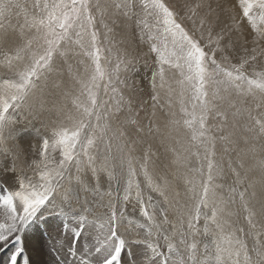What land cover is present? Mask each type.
<instances>
[{
	"label": "snow or ice",
	"instance_id": "snow-or-ice-1",
	"mask_svg": "<svg viewBox=\"0 0 264 264\" xmlns=\"http://www.w3.org/2000/svg\"><path fill=\"white\" fill-rule=\"evenodd\" d=\"M0 264H264V0H0Z\"/></svg>",
	"mask_w": 264,
	"mask_h": 264
},
{
	"label": "rangeland",
	"instance_id": "rangeland-1",
	"mask_svg": "<svg viewBox=\"0 0 264 264\" xmlns=\"http://www.w3.org/2000/svg\"><path fill=\"white\" fill-rule=\"evenodd\" d=\"M167 2L175 4V3H177V0H167ZM141 179H142V177H141Z\"/></svg>",
	"mask_w": 264,
	"mask_h": 264
}]
</instances>
